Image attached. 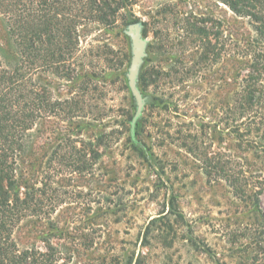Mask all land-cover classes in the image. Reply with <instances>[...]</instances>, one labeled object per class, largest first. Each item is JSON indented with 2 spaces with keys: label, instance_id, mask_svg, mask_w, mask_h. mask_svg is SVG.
Wrapping results in <instances>:
<instances>
[{
  "label": "rangeland",
  "instance_id": "obj_1",
  "mask_svg": "<svg viewBox=\"0 0 264 264\" xmlns=\"http://www.w3.org/2000/svg\"><path fill=\"white\" fill-rule=\"evenodd\" d=\"M73 1L8 0L2 63H24L11 36L16 11L63 2L61 19L88 20V0L76 12ZM124 7L79 27L77 81L34 77L53 101L72 104L26 138L16 190L35 196L36 212L2 233L3 247L44 255L43 264H264V83L251 107L247 83L264 39L222 0ZM136 21L147 41L139 149L128 80Z\"/></svg>",
  "mask_w": 264,
  "mask_h": 264
},
{
  "label": "trees",
  "instance_id": "obj_2",
  "mask_svg": "<svg viewBox=\"0 0 264 264\" xmlns=\"http://www.w3.org/2000/svg\"><path fill=\"white\" fill-rule=\"evenodd\" d=\"M7 1L0 0V7L6 6ZM125 1L88 0V20L78 14L61 19L65 9L63 2L45 5L39 13L35 9L28 15H24L23 9L16 11L11 36L22 50L24 63L5 66L0 59V236L28 212H36L35 196L26 195L24 198L16 190L15 166L25 150L26 138L38 119L55 116L65 108H71L72 104L68 100L53 101L46 89L36 88L34 77L52 72L71 83L77 81L76 62L81 51L79 27L85 24V20L104 22L116 16L125 8ZM222 3L235 15L248 18L255 32L264 39V0H222ZM71 8L76 12L78 1L74 0ZM255 62L247 80L251 100L248 107L254 103L257 86L264 83V74L259 69V66L264 69V55L256 57ZM143 98L146 104L147 99ZM140 116L135 115L130 121V140L135 149L143 146L138 138ZM5 244L1 239L0 264H43L46 261L44 255L32 251L18 255L12 251L13 245L8 243L3 247Z\"/></svg>",
  "mask_w": 264,
  "mask_h": 264
},
{
  "label": "water",
  "instance_id": "obj_3",
  "mask_svg": "<svg viewBox=\"0 0 264 264\" xmlns=\"http://www.w3.org/2000/svg\"><path fill=\"white\" fill-rule=\"evenodd\" d=\"M143 26L140 22L131 23L127 27V35L130 37L133 47V57L128 73L129 87L135 98L138 109L136 117H138L144 108V98L137 86L138 76L147 56V41L142 35Z\"/></svg>",
  "mask_w": 264,
  "mask_h": 264
}]
</instances>
